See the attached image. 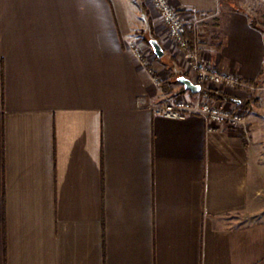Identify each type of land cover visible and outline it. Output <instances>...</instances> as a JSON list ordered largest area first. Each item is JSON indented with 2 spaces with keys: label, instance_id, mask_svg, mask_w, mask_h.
<instances>
[{
  "label": "crops",
  "instance_id": "1",
  "mask_svg": "<svg viewBox=\"0 0 264 264\" xmlns=\"http://www.w3.org/2000/svg\"><path fill=\"white\" fill-rule=\"evenodd\" d=\"M171 2L241 126L150 108L203 97L151 0H0V264H264V0Z\"/></svg>",
  "mask_w": 264,
  "mask_h": 264
},
{
  "label": "built area",
  "instance_id": "2",
  "mask_svg": "<svg viewBox=\"0 0 264 264\" xmlns=\"http://www.w3.org/2000/svg\"><path fill=\"white\" fill-rule=\"evenodd\" d=\"M151 1L166 29L168 38L176 46V50L184 60L186 67L194 72L198 83L256 89L255 83L246 81L233 72L222 70L201 57L196 44L189 41L186 34L187 24L171 0ZM129 49L142 66L148 65L144 49L136 41L129 44ZM153 79L156 84H160L157 77ZM150 108L155 114L168 119H182L190 115L199 116L206 122L208 131H212L221 125L236 128L244 123V115L241 110L232 109L223 100L217 99L200 97L193 100L175 96L171 100L162 101L157 105L150 106Z\"/></svg>",
  "mask_w": 264,
  "mask_h": 264
},
{
  "label": "water",
  "instance_id": "3",
  "mask_svg": "<svg viewBox=\"0 0 264 264\" xmlns=\"http://www.w3.org/2000/svg\"><path fill=\"white\" fill-rule=\"evenodd\" d=\"M149 44L157 57H161L163 55V49L157 40L151 39L149 40ZM178 81L183 85L185 90H188L191 93H199L202 89L200 84L194 83L191 79L185 76H180Z\"/></svg>",
  "mask_w": 264,
  "mask_h": 264
},
{
  "label": "trees",
  "instance_id": "4",
  "mask_svg": "<svg viewBox=\"0 0 264 264\" xmlns=\"http://www.w3.org/2000/svg\"><path fill=\"white\" fill-rule=\"evenodd\" d=\"M187 37L189 39V41L191 43H194V37L190 34H188V29H187ZM261 74H263V72H261ZM184 89V87H182ZM200 94L203 96V97H207V98H211V99H217V100H227L229 98L228 95L224 94V93H221V92H217L215 90H212V89H209L207 88L205 85L202 84V89L200 91Z\"/></svg>",
  "mask_w": 264,
  "mask_h": 264
},
{
  "label": "rangeland",
  "instance_id": "5",
  "mask_svg": "<svg viewBox=\"0 0 264 264\" xmlns=\"http://www.w3.org/2000/svg\"><path fill=\"white\" fill-rule=\"evenodd\" d=\"M145 44H147V42H146V41L144 42V45H145ZM141 47H142V46H141ZM142 48H143V47H142ZM143 49H144V48H143ZM157 78H158V77H157ZM158 79H159V78H158ZM159 80H160V79H159Z\"/></svg>",
  "mask_w": 264,
  "mask_h": 264
}]
</instances>
